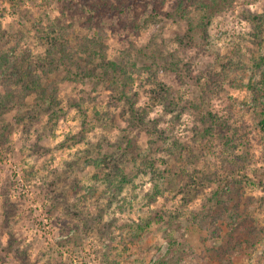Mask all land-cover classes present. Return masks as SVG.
Wrapping results in <instances>:
<instances>
[{
    "label": "rangeland",
    "instance_id": "rangeland-1",
    "mask_svg": "<svg viewBox=\"0 0 264 264\" xmlns=\"http://www.w3.org/2000/svg\"><path fill=\"white\" fill-rule=\"evenodd\" d=\"M90 2L0 0V55L41 54L60 28L88 68L49 74L51 105L0 110V264H264V0L72 10ZM99 49L135 63L124 94Z\"/></svg>",
    "mask_w": 264,
    "mask_h": 264
},
{
    "label": "trees",
    "instance_id": "trees-1",
    "mask_svg": "<svg viewBox=\"0 0 264 264\" xmlns=\"http://www.w3.org/2000/svg\"><path fill=\"white\" fill-rule=\"evenodd\" d=\"M100 2L102 5H100ZM70 4V3H69ZM70 6H72L70 4ZM112 8L111 4L105 2V0H98L96 3H87L86 5H80L78 7H73L72 10L82 9L84 13L92 16L100 15L104 12L105 9ZM98 17V16H97ZM54 24L51 21H48L47 27L50 29ZM52 32V29H50ZM56 40L45 43L44 52L41 54H32L29 51H20L16 55H13L14 52L17 51L19 45L17 43L12 44V46L8 49V53H4L0 55V77L3 81H5V89L3 93L2 100L0 99V110H6V107L17 105L18 107H23L24 110L28 109V104L24 101V98L30 94H33L35 99L41 98V104H50L51 96L54 91L52 88V80H47L51 74H57L59 70H67L72 64L73 67H77L76 70L78 72L86 71L88 68L86 66L80 67L77 66L76 58L73 55V52H70L69 55L66 52L68 43L67 40L64 39L63 32L60 28H57ZM41 38V37H39ZM38 38V39H39ZM98 38V37H96ZM94 45H99L98 41L93 38L90 39H82L77 44V51H82L83 53H87L89 47H93ZM104 49V47H103ZM88 50V52H90ZM101 53L99 57V63L96 66V69H100L99 75L100 78L109 80V83L112 85H118L121 94H124L125 86L130 80V75L134 72L135 63L131 62L129 59L127 61H112V60H104V55ZM89 57H91L92 52L88 53ZM15 56V57H14ZM11 58V59H10ZM74 61L73 63H71ZM92 73V69H89ZM140 70V69H137ZM14 80L16 84H19L17 89L12 90L10 88V84ZM154 83L158 85V82ZM51 105V104H50ZM126 111L130 116V119L135 121L136 123L141 122V114L138 108H134L132 105L127 104ZM256 125L263 134L264 137V101L260 103L258 110L255 112ZM6 123H1L0 125V135L3 134V131L7 128ZM121 178H123L122 174H119ZM209 212V211H208ZM208 212L202 213L198 215L199 226L204 228L203 223H205V218L210 219L211 222L220 217V215L212 216L208 214ZM217 217V218H215ZM201 222V223H200ZM141 227L137 226L136 231H134L130 237V240L136 238L137 234L140 232ZM213 236H217V233H211Z\"/></svg>",
    "mask_w": 264,
    "mask_h": 264
}]
</instances>
